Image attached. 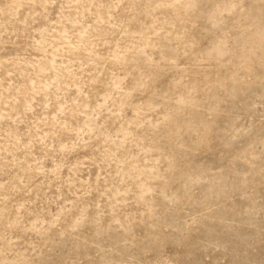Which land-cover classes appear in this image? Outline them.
I'll return each mask as SVG.
<instances>
[{"label":"clouds","instance_id":"obj_1","mask_svg":"<svg viewBox=\"0 0 264 264\" xmlns=\"http://www.w3.org/2000/svg\"><path fill=\"white\" fill-rule=\"evenodd\" d=\"M56 4L43 0V12ZM124 8L127 24L146 23L135 35L117 26L122 87L109 103L65 125L87 103L81 85L80 103L45 121L47 135L0 145V264H181L170 247L177 234H203L211 264H264V0ZM221 117L244 169L202 192L195 168ZM81 156L99 167L95 181L75 174Z\"/></svg>","mask_w":264,"mask_h":264},{"label":"rangeland","instance_id":"obj_2","mask_svg":"<svg viewBox=\"0 0 264 264\" xmlns=\"http://www.w3.org/2000/svg\"><path fill=\"white\" fill-rule=\"evenodd\" d=\"M116 2L57 0L56 6L44 13L43 0H0V145L10 135L23 140L47 135L45 121L60 122L66 105L79 104L81 85V99L87 103L63 120L70 128L86 124L91 109L109 103L111 90L122 87V74L113 75V65L118 66L122 58L117 51L118 46L122 47L118 45L122 37L117 26L127 27L135 35L146 21L140 18L127 24L129 13L124 5L130 0H122L120 7H114ZM109 56L113 57L110 62H101ZM228 131L229 120L221 117L214 136L199 153L195 177L202 181V192L214 187L218 190L236 180L244 169L234 158V151L225 147ZM180 159L185 168L191 169L187 157ZM78 167L75 174L85 183L95 181L100 174L91 157L81 156ZM64 175L67 178V170ZM208 227L210 233L212 229L218 231L216 223ZM203 239L205 236L200 234L185 241L177 234L170 247L180 255L181 264H211L199 250ZM240 242L235 240L236 245Z\"/></svg>","mask_w":264,"mask_h":264}]
</instances>
